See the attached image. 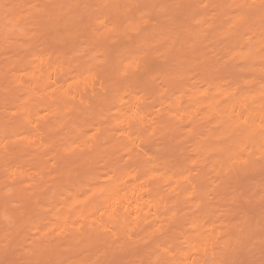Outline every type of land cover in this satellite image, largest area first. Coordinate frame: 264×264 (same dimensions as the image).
I'll use <instances>...</instances> for the list:
<instances>
[{
    "label": "clouds",
    "instance_id": "1",
    "mask_svg": "<svg viewBox=\"0 0 264 264\" xmlns=\"http://www.w3.org/2000/svg\"><path fill=\"white\" fill-rule=\"evenodd\" d=\"M0 264H264V0H0Z\"/></svg>",
    "mask_w": 264,
    "mask_h": 264
},
{
    "label": "rangeland",
    "instance_id": "2",
    "mask_svg": "<svg viewBox=\"0 0 264 264\" xmlns=\"http://www.w3.org/2000/svg\"><path fill=\"white\" fill-rule=\"evenodd\" d=\"M44 65H45V67H43ZM44 65H41V67L46 68V70H47L46 76L44 77L45 81L50 83L52 80H55L57 83H59L60 77L57 75V73L53 74L54 64L52 65V67H48L47 64H44ZM49 74H51V76H49ZM69 85H71L73 88H75L77 86V82L68 81L64 86L65 89H67L69 87ZM53 87H55V84L51 85V87L45 88L44 91L47 89L46 92L51 93ZM201 91L203 92V90H201ZM207 103H210V102L208 100H204V102H203V104H201V106L200 105H193L191 107H185V105L187 104V101L182 98L179 101L181 110L178 113H173V115L175 116L177 121H180V122L185 123L187 125H191L192 122L194 120H197V119L203 120V121L212 120L215 113H214V110H208L209 104H207ZM113 111H115V109ZM40 116L41 117L45 116V110L42 109L40 111ZM48 119H50V117L45 116L44 122L46 123ZM49 164H51V161H49ZM39 170L40 169H39L38 165L37 166L33 165V168H32L33 172H37ZM157 175H159V174H157ZM182 181H183V176L178 175V174H172V173L166 174L164 176V179L160 183H157L156 181L151 180L148 177H140V179L130 178L129 187L125 188L123 190V192L125 191V193H121V194H129V192H127V191L132 186H134V187L138 186L139 187V189H140V191H139L140 193L138 192L139 195L133 197L134 200L132 201L130 207H128V208H130L132 210L133 216H136L137 212H139L141 216L145 217V221L142 222L143 227L148 228L149 224H154V219H153L152 213H156L157 218L160 215V213L158 212L157 207H156L157 203L163 204L164 201L168 197H172L174 195V192H175L177 185ZM133 193L135 194V192H133ZM140 202L143 203L141 212L139 210H136V207H135V205H139ZM134 210H136V211L133 214ZM154 226H158V225H154ZM207 226L211 227V225H207ZM149 231H151V229H149Z\"/></svg>",
    "mask_w": 264,
    "mask_h": 264
},
{
    "label": "bare ground",
    "instance_id": "3",
    "mask_svg": "<svg viewBox=\"0 0 264 264\" xmlns=\"http://www.w3.org/2000/svg\"><path fill=\"white\" fill-rule=\"evenodd\" d=\"M43 67H45V65L43 66ZM43 67H40V70L36 73V75L37 76H39L41 73H43L44 74V77L46 76V73H47V70H46V68H43ZM29 72L31 73V69H29ZM55 73H57V70H56V66L54 65V70H53V74H55ZM47 90V89H46ZM45 90V91H46ZM48 93H50V92H48ZM207 104H209V103H207ZM201 106V105H200ZM204 107V106H203ZM206 109V108H205ZM43 112V111H42ZM44 113V112H43ZM212 113V112H211ZM215 113V112H214ZM209 114V113H208ZM207 114V115H208ZM206 115V116H207ZM210 115V114H209ZM212 115V114H211ZM42 116V115H41ZM205 116V117H206ZM45 117V116H44ZM211 118V117H210ZM34 166H37V165H34ZM148 185V184H147ZM140 191V189H139V187L137 186V187H134V186H132L127 192H129V194H121V195H125V196H127V198L128 199H131V203H132V201L134 200V196H138L139 194H138V192ZM133 192H135V194L133 193ZM122 193H125V191L124 192H122ZM140 193V192H139ZM123 203H125V206L126 207H130V205H131V203H127V200H125V201H123ZM142 205H143V203L142 202H140V204L139 205H135V207H136V210H139L140 212H141V209H142ZM136 210H134V212H133V214L135 213V211ZM93 218H91V217H89V222H91V220H92Z\"/></svg>",
    "mask_w": 264,
    "mask_h": 264
}]
</instances>
